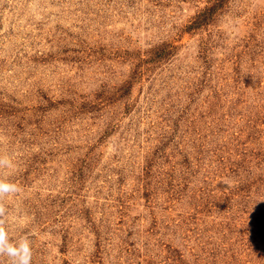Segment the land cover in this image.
I'll return each mask as SVG.
<instances>
[{"label":"rangeland","instance_id":"rangeland-1","mask_svg":"<svg viewBox=\"0 0 264 264\" xmlns=\"http://www.w3.org/2000/svg\"><path fill=\"white\" fill-rule=\"evenodd\" d=\"M209 1L0 0V204L31 264H264V0L185 33Z\"/></svg>","mask_w":264,"mask_h":264},{"label":"clouds","instance_id":"clouds-1","mask_svg":"<svg viewBox=\"0 0 264 264\" xmlns=\"http://www.w3.org/2000/svg\"><path fill=\"white\" fill-rule=\"evenodd\" d=\"M9 165L7 159L0 158V166ZM19 191L14 183H8L0 180V200L6 194H13ZM5 208L0 204V257H7L9 264H31L32 249L27 237H20L18 240H12L6 230L4 220Z\"/></svg>","mask_w":264,"mask_h":264},{"label":"trees","instance_id":"trees-1","mask_svg":"<svg viewBox=\"0 0 264 264\" xmlns=\"http://www.w3.org/2000/svg\"><path fill=\"white\" fill-rule=\"evenodd\" d=\"M228 0H210L201 8L185 26V33H191L211 24ZM174 47L169 44L153 48L151 51L157 59H164L172 54Z\"/></svg>","mask_w":264,"mask_h":264}]
</instances>
